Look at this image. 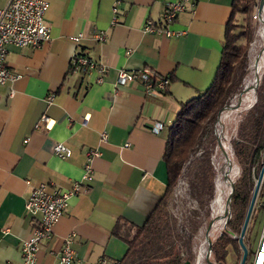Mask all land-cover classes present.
Listing matches in <instances>:
<instances>
[{"label": "crops", "instance_id": "obj_1", "mask_svg": "<svg viewBox=\"0 0 264 264\" xmlns=\"http://www.w3.org/2000/svg\"><path fill=\"white\" fill-rule=\"evenodd\" d=\"M45 1L50 41L39 48L10 46L6 65L20 78L0 86V264L21 263L20 244L39 220L25 211L32 189L49 183L67 190L80 183L84 154L95 148L101 156L93 161L92 182H81L80 192L70 197L36 264H59L71 235L70 264H98L103 258L115 264L127 250L125 240L165 191L166 129L180 103L210 84L232 0H188L169 27L180 34L171 38L144 33L143 26L159 23L165 4L174 0ZM7 2L0 0V9ZM100 33L104 41L97 40ZM82 52L106 68L103 82L94 71H70L73 56ZM141 70L174 81L153 96L139 84L116 86L119 71ZM42 116L50 121L47 128ZM85 116L89 121L82 126ZM154 122L165 125L158 135L148 131ZM103 132L107 140L100 143ZM56 144L71 156H55Z\"/></svg>", "mask_w": 264, "mask_h": 264}, {"label": "trees", "instance_id": "obj_2", "mask_svg": "<svg viewBox=\"0 0 264 264\" xmlns=\"http://www.w3.org/2000/svg\"><path fill=\"white\" fill-rule=\"evenodd\" d=\"M255 6V0H232L231 14L224 26L220 59L210 84L195 97L180 103L173 122L166 129L162 157L167 175L165 191L146 222L141 227H135L131 239L125 240L127 250L115 264H127L133 254L144 251L146 243L154 236L164 219L168 200L173 194L185 165L196 152L207 130L210 137L200 151L197 165L194 171L190 172L189 179L191 192L200 198V202L207 205L214 200V182L217 174L210 159L217 143L213 130L218 113L229 106L232 99L241 92L243 82L248 75V50L254 31L251 14ZM238 14L243 17L242 23L237 22ZM79 54L83 55V52ZM72 70L87 71L85 68L70 66V71ZM150 77L157 79L151 75ZM166 78L169 83L174 81L173 77ZM231 148L236 164L240 168V176L234 182L230 205L231 216L226 228L229 232L238 235L264 159V74L256 90V103L242 117L237 137L232 141ZM258 200L254 219H257L259 212L264 211V177L258 192ZM113 233L116 234L115 229ZM189 244L190 241L185 242L187 248ZM229 246L234 247L240 260L237 241L223 232L211 245L215 264H225ZM247 248L248 254L253 253L251 247ZM152 249L151 254L143 256L137 264H185L193 260V255L182 260L176 244L167 247L156 243ZM248 263L249 259L246 261V264Z\"/></svg>", "mask_w": 264, "mask_h": 264}, {"label": "built area", "instance_id": "obj_3", "mask_svg": "<svg viewBox=\"0 0 264 264\" xmlns=\"http://www.w3.org/2000/svg\"><path fill=\"white\" fill-rule=\"evenodd\" d=\"M187 4L188 0H174L166 3L159 23L147 21L143 26L144 33L158 34L167 38L178 36L180 33H174L169 27L180 13L187 10ZM48 7L49 4L45 0H8L7 5L0 9V86L5 85L7 82H14L20 78V75L10 71L6 65V54L10 46L17 48H39L50 41V28L45 22V14ZM262 16L264 18V10ZM253 19L259 21L258 14H255ZM112 23H117L116 6L112 8ZM96 38L99 41H104L106 35L100 33ZM72 40L78 43L80 38L74 37ZM70 66L96 72L98 83L103 82L107 72L104 66L90 61L79 53L73 56ZM115 84L119 87L129 84H139L143 87L146 96H153L156 93L165 92L169 81L167 78L152 79L145 70L119 71ZM50 99H52V96H50ZM40 120L45 128L49 126L50 121H48L47 117L42 116ZM88 121V116L83 117L81 125L86 126ZM35 127L37 128L38 125ZM164 129L165 125L163 123L154 122L148 128V131L158 135ZM106 140L107 134L101 133L99 142L105 143ZM53 153L60 159H67L71 156V151L62 144H56L53 148ZM84 156L85 162L82 168L81 182L90 183L93 180V161L99 158L101 153L97 148L88 149ZM81 182L74 183L67 190L56 189L49 183H42L32 189L25 201V211L32 217H39V220L30 235L20 244V264H36L37 255L42 244L52 238L53 228L63 216L68 206V200L82 189L80 186ZM72 237L73 235L68 237L64 243V247L58 256L59 264H70L74 259V251L71 248ZM210 249L208 248L206 253V258L208 259L211 257ZM200 260H202V257H199L198 264H200ZM98 264L111 263L103 258ZM252 264H264V217Z\"/></svg>", "mask_w": 264, "mask_h": 264}, {"label": "rangeland", "instance_id": "obj_4", "mask_svg": "<svg viewBox=\"0 0 264 264\" xmlns=\"http://www.w3.org/2000/svg\"><path fill=\"white\" fill-rule=\"evenodd\" d=\"M255 1H256V6L254 7L253 12L251 14V22L254 31H253V40L250 43L248 50V55H249L248 75L243 82L242 90H244L245 87L247 86L255 85L253 65L257 55L264 48V37H263L264 24L260 23V21L253 19V16L255 14H258L257 10H258L259 0H255ZM236 18L238 19L237 20L238 23H242L243 20L242 15L238 14ZM263 74H264V69L259 72L258 76L260 77V80L258 82V86L261 83V78ZM249 91L250 90L245 91L242 97L250 93ZM238 97H239V93L232 99L230 105L227 107L235 106L238 102ZM255 103H256V90H255V99L253 98V103L251 104L250 108H252ZM245 106L247 107V104L242 102L241 106L238 108L239 110L233 109L232 112L229 111L223 112L221 114L222 116L220 120L219 121L218 119L216 120L215 127L213 130V134L216 137V143H217V137H220L223 142L225 143L227 142L226 144L228 145L229 152L232 155L233 163L237 167V171H238L236 177L233 180L234 182L240 176V168L236 164L231 148V143L237 137V130H238V126L242 122V117L250 109L249 108L246 110ZM209 137H210V133L207 130L203 135V137L201 138L200 145L198 146L196 152L191 156L189 162L185 165L182 175L178 180L176 187L173 191V194L168 200L167 206L165 208L164 219L160 223L157 232L154 234L153 237H151V239H149L148 243H146L145 248H143L144 251H141L138 254L137 253L133 254L128 260L127 264H137L139 259H142L143 256L145 255L147 256L151 254L153 250L152 248L156 246V243L164 244L167 247H170L172 244H176L178 246L180 258L182 260H185L186 258H190L191 255H193L192 256L193 260L191 263L188 262L189 264H198L197 262L199 257L200 258L202 257V260H200V264H208L206 258V253L208 251V244L206 242L207 235L209 233V237L211 238V241L213 243L224 232L223 227H224L225 219L223 225L222 223L219 224L217 218L214 217L213 205H212L213 201L205 205L204 202H200V198L197 195L195 196L194 194H192L190 188L189 174L191 171L192 172L194 171L197 165V160L199 157L198 155L201 153L200 151H202L203 148L205 147ZM210 163L217 174L214 182L215 196H216L217 182L219 179L220 180L223 179L222 175L220 174L222 167L225 163V159L222 154V151L218 148V146L214 148V152L210 159ZM226 198L227 195L226 196L224 195L223 196L224 207H225ZM258 202L259 200L257 194L246 226V230L242 237L243 244H246V246L245 245L244 246L247 249L246 261L249 259L248 264H252L253 262L254 251L256 250L257 247V242L261 232L263 217H264V211H261L257 214V219H254L256 214L255 209L258 205ZM212 224H215L217 226L216 228L217 230L214 233V236L211 234ZM240 233L238 235L233 234L236 237V239L232 237L231 238L237 241V238L240 236ZM133 234L134 232L130 235L129 239H131ZM187 241H190L189 248H187L185 245V242ZM248 246L251 247L253 253L250 252L248 254V248H247ZM239 253L241 255L240 260H238V254L235 251L234 247L229 246L227 248V257L225 260V264H240L242 258V251L240 247H239ZM209 261L214 262L212 252Z\"/></svg>", "mask_w": 264, "mask_h": 264}, {"label": "water", "instance_id": "obj_5", "mask_svg": "<svg viewBox=\"0 0 264 264\" xmlns=\"http://www.w3.org/2000/svg\"><path fill=\"white\" fill-rule=\"evenodd\" d=\"M263 9H264V0H259L258 2V18H259V21L260 23L264 24V18L262 16V12H263ZM264 51V48L260 51V53L257 55L255 61H254V65H253V74H254V67L257 66V64L259 63V57L260 55L262 54V52ZM254 79H255V85L248 87L249 90H252V96L253 98L255 99V90H257V87H258V82L260 80V77L256 74H254ZM247 89H244L242 90L240 93H239V97H238V102L235 106L233 107H224L223 109H221V111L218 113L217 115V119L218 121L220 120L221 118V114L225 111H228V110H233V109H237L241 106V97L242 95L245 93ZM251 106H247V109H249ZM217 146L218 148L222 151V154L224 156V158L226 160H229L228 159V154L226 152H224L223 148H222V140L220 137H217ZM223 180H226L228 179V175L226 172L223 173ZM263 177H264V159H263V163H262V168L258 174V177H257V180L255 182V185H254V190H253V193H252V197H251V200H250V203H249V206H248V209H247V212H246V216H245V219H244V222H243V225H242V228H241V233H240V236L237 238V241H238V244H239V247L242 251V258H241V261H240V264H245V261L247 259V249L246 247L244 246L243 244V240H242V237H243V234L246 230V226H247V223H248V220H249V217H250V214H251V211H252V207H253V204L255 202V199H256V196L258 194V191L260 189V186H261V183H262V180H263ZM229 193L227 194V198L225 200V213H224V219H225V223H224V227H223V231L226 232L230 237L236 239V237L233 235V233L229 232L227 230V223L230 219V216H231V209H230V205H231V199H232V195H233V192H234V181H230V184H229ZM206 242L208 244V248L210 249L211 248V245H212V241L211 239L208 237L207 235V238H206ZM207 263L208 264H215L214 262H211L209 261V259L207 258ZM185 264H189L188 262H186Z\"/></svg>", "mask_w": 264, "mask_h": 264}, {"label": "bare ground", "instance_id": "obj_6", "mask_svg": "<svg viewBox=\"0 0 264 264\" xmlns=\"http://www.w3.org/2000/svg\"><path fill=\"white\" fill-rule=\"evenodd\" d=\"M263 69H264V51L262 52V54L259 57V63L257 64L256 67H254V74L259 75V72L262 71ZM254 81H255V79H254ZM248 87L251 88V86H247V87H245V89L249 90ZM249 92L250 93H248L245 96L241 97V103L244 102V103L247 104V106H249V105L251 106V104L253 103V96H252V93L253 92H252V90H250ZM236 110H239V109H236ZM228 111L229 112H232L233 110L231 109V110H228ZM226 143L222 141V148H223L224 152H226L228 154V159L229 160H226L224 158L225 159V163H224V165L222 167V170H221V174L220 175L223 176V173L226 172L227 175H228V179L223 180L222 179L223 177H222L221 179L223 181L220 180V179L218 180L217 187H216V196H215V198L213 200V203H212L214 217L217 218L218 223L219 224L222 223V225L224 223V213H225L223 196L224 195L226 196L229 193V190H230V188H229L230 181H233L234 178L236 177L237 173H238L237 167L233 163L232 155L230 154L229 147H228V145ZM211 228H212L211 229V234L214 236V233L217 230L216 229L217 226L215 224H212ZM208 237H209V233H208Z\"/></svg>", "mask_w": 264, "mask_h": 264}]
</instances>
